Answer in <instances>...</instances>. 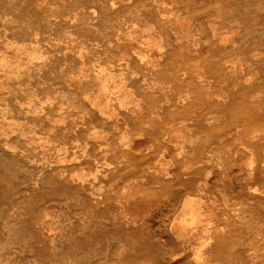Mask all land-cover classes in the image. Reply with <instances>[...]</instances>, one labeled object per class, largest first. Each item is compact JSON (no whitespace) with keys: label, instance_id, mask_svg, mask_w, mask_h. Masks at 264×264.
Segmentation results:
<instances>
[{"label":"rangeland","instance_id":"1","mask_svg":"<svg viewBox=\"0 0 264 264\" xmlns=\"http://www.w3.org/2000/svg\"><path fill=\"white\" fill-rule=\"evenodd\" d=\"M1 155L0 264H264V0H0Z\"/></svg>","mask_w":264,"mask_h":264},{"label":"bare ground","instance_id":"2","mask_svg":"<svg viewBox=\"0 0 264 264\" xmlns=\"http://www.w3.org/2000/svg\"><path fill=\"white\" fill-rule=\"evenodd\" d=\"M95 13H96V12H95ZM247 16H248V15H247ZM183 41H184V40H183ZM213 42H214V41H213ZM95 44H96V43H95ZM139 44H140V43H139ZM197 51H198V50H197ZM120 63H121V62H120ZM124 63H125V62H124ZM151 77H152V76H151ZM213 93H214V92H213ZM78 107H79V106H78ZM79 109H80V108H79ZM248 131H249V130H248ZM247 137H248V136H247ZM184 142H185V141H184ZM103 147H104V146H103ZM64 150H65V149H64ZM59 152H60V151H59ZM5 153H6V152H5ZM82 154H84V153H82ZM2 156H3V155H1L0 158H1ZM12 158H14V157H12ZM6 159H7V158H6ZM15 159H16V158H15ZM76 165H77V164H76ZM23 166H24V165H23ZM138 168H139V167H138ZM63 173H64V172H63ZM63 173H62V175H63ZM65 173H66V172H65ZM18 176H19V175H18ZM25 176H26V175H25ZM56 176H57V175H56ZM4 177H5V175H4ZM7 177H8V176H7ZM57 177H58V176H57ZM57 177H56V179H58ZM60 177H62V176H60ZM66 177L69 178L70 176H67V175H66L65 178H66ZM5 178H6V177H5ZM26 179H27V178H26ZM28 180H30V178H29ZM54 180H55V179H54ZM58 180H59V179H58ZM71 180H72V179H71ZM71 180H70V181H71ZM26 181H27V180H26ZM30 181H31V180H30ZM35 181H36V180H35ZM35 181H34V182H35ZM18 182H19V181H18ZM37 182H38V181H37ZM63 182H64V179H63ZM73 182H74V181H73ZM19 183H20V182H19ZM24 184H25V183H24ZM20 185H21V183H20ZM30 185H32V184L30 183ZM35 185H36V183H35ZM16 186L18 187V185H16ZM32 186H34V185H32ZM25 188H26V187H25ZM25 188H23V189H25ZM71 188H72V187H71ZM36 189H37V188H36ZM67 189H70V188H67ZM15 190H16V189H15ZM247 190H248V189H247ZM18 191H19V190H18ZM24 191H25V193L27 192L26 190H24ZM24 191H22V192H24ZM30 191H31V190H30ZM20 192H21V191H20ZM20 192H19V193H20ZM19 193H18V194H19ZM29 193H30V192H29ZM31 194H32V193H31ZM74 194H75V193H74ZM74 194H72V195L74 196ZM22 195H23V194H22ZM78 195H79V194H78ZM124 195H125V194H124ZM24 196H25V195H24ZM24 196H22V197H24ZM73 196H72V197H73ZM125 196L128 198V200H129L130 202L132 201V199H133L134 197H135L134 199H135V200L137 199V201L140 199V194H139V193H136L134 196H132L131 194H127V195H125ZM18 197H19V195H18ZM25 197H28V196H25ZM70 197H71V196H70ZM82 197H83V196H82ZM141 197H142V196H141ZM22 199H23V198H22ZM26 199H27V198H26ZM91 199H92V198H91ZM23 200H24V199H23ZM84 201H85V200H84ZM139 201H140V200H139ZM97 202H98V200H97ZM16 203H17V202H15V204H16ZM24 203H26V202H24ZM138 203H140V202H138ZM19 204H20V203H19ZM19 204H18V205H19ZM85 204H86V202H85ZM98 204H99V203H98ZM20 205H21V204H20ZM93 205H94V204H93ZM139 205H140V204H139ZM14 206H16V205H14ZM23 206H24V204H23ZM83 206H84V205H83ZM97 206H98V205H97ZM16 207H17V206H16ZM16 207H14V209H15ZM20 207H22V206L17 207V209L20 208ZM140 208H142V207H140ZM14 209L12 210V212H13V213H16ZM23 209H25V208H23ZM23 209H22V210H23ZM22 210H21V211H22ZM16 211H18V210H16ZM40 213H41V212H40ZM19 214H20V213H19ZM12 215H13V214H12ZM56 218H57V216H56ZM134 221H135V219H134ZM128 225H129V224H128ZM14 226H15V225H14ZM51 242H52V241H51ZM1 246H2V245H1ZM133 253H134V252H133ZM185 253H186V252H185ZM196 255H197V254H196ZM135 257H136V256H135ZM172 258H173V257H172Z\"/></svg>","mask_w":264,"mask_h":264}]
</instances>
